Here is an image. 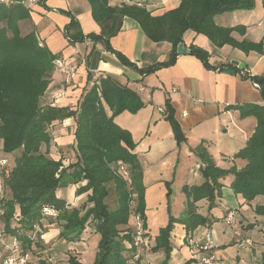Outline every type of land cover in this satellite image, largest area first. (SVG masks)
<instances>
[{"label": "trees", "instance_id": "16d2710c", "mask_svg": "<svg viewBox=\"0 0 264 264\" xmlns=\"http://www.w3.org/2000/svg\"><path fill=\"white\" fill-rule=\"evenodd\" d=\"M108 1L87 0L93 20L101 26L99 35L84 36L73 20L64 28L63 35L71 46L87 39H103L110 49L108 40L120 30L122 19H133L152 42L171 44L169 58L137 69L142 75L172 66L177 45L182 44L183 34L187 31L204 35L217 48L228 45L244 53L263 51L262 42L237 41L232 37L231 33L235 30L243 33V27H220L213 20L223 13L252 10L255 0H181L176 8L159 16L151 15L145 7L134 2L111 7ZM29 19V8L0 3V161L6 160L4 166L0 165L3 193L0 205L4 210L0 217V229L15 236L24 252H30L34 247L41 249L44 247L41 219L45 217L42 208L51 206L58 211L55 222L63 229L60 237H66V232L70 231L73 236L69 239L78 242L85 227L92 223L94 233L99 235L92 264H128L131 260L128 244L132 240L129 222L131 202L146 229L141 184L143 173L133 153L137 143L128 130L114 122V117L124 111L135 113L144 104L134 91L106 76L85 93L75 110L56 107L52 103L44 105L42 97L58 56L39 43L35 31L21 34L19 22ZM189 53L199 59L206 69L221 71L229 66H211L208 53L195 46L190 47ZM116 55L124 65L133 66L119 53ZM243 78L257 85L263 100L262 104L235 107L241 117L252 116L256 120L254 131L244 147L234 154V158L243 160L244 164L239 169L235 166L221 169L215 166L204 146L192 150L201 162L200 174L204 181L199 186H184L182 189L186 201L179 222L184 225L186 239L197 228L209 223L207 217L196 212L195 204L206 200L208 211L215 207L216 198L221 195L219 179L231 174L230 188L243 201L264 197V75L243 73ZM162 116L169 122L176 144L180 146L185 138L173 119L168 102ZM67 118H74L75 121L77 160L64 167L61 160L49 157L50 128ZM10 154L14 157L12 165L4 158ZM118 162L125 166L126 178L119 173ZM66 183L77 186L75 196L86 195L78 210L56 196L57 189ZM109 188L117 196L112 209L106 204ZM170 194L168 191L167 198ZM81 211L83 214H80ZM254 212L264 215V204L256 206ZM177 222L170 219L155 239L156 245L151 248L152 251L163 250L165 258L161 264H167L170 257L169 235ZM192 262L194 260L191 259L184 264ZM66 264L85 263L76 256H70Z\"/></svg>", "mask_w": 264, "mask_h": 264}, {"label": "crops", "instance_id": "0c3cea01", "mask_svg": "<svg viewBox=\"0 0 264 264\" xmlns=\"http://www.w3.org/2000/svg\"><path fill=\"white\" fill-rule=\"evenodd\" d=\"M180 1L109 0L108 4L120 7L123 3L134 2L145 7L151 15L159 16L176 8ZM29 13V20L19 22L21 34L35 31L39 43L63 58L65 65L74 71L72 82L67 85L60 72L54 70L42 97L44 105L52 103L56 107L75 110L85 93L106 76L134 91L143 102V108L137 112L124 111L114 117V122L128 130L137 143L133 153L143 173L141 184L145 230L150 241L139 264L163 262V250L152 251L151 248L156 245L155 239L170 219L178 222L173 224L169 235L172 250L167 264H184L191 260L193 251L188 245L184 225L179 220L185 211L183 187L199 186L204 181L200 174L201 162L192 150L202 145L205 137H215L217 129H223V133H229L230 137L240 135L243 139L242 144H230L227 148L226 153L234 155L244 147L254 131L256 120L252 116L241 117L235 107L263 103L259 90L250 80L243 78V73L264 75V0H255L252 10L227 12L213 19L215 25L220 27H243V33L235 30L231 33L232 37L237 41L262 42L261 53H244L228 45L217 48L204 35L187 31L183 34L182 45L188 54L176 53L172 66L146 75L137 69L166 61L171 53V44L152 42L133 19H122L120 30L108 40V49L103 39H87L71 46L63 35L64 28L71 20L78 23L84 36L101 33V26L93 20L87 0H37L29 7ZM191 46L205 50L211 66H229L221 71L206 69L199 59L189 53ZM116 53L125 57L133 66L121 63ZM231 60L243 63L244 69L231 66ZM226 69H234V75L226 74ZM140 87L143 91H140ZM166 102L185 138L180 146H177L171 126L160 111ZM107 113L110 114L108 110ZM74 131V118L54 123L51 127L49 157L61 160L64 167L77 160ZM208 154L221 169L230 166L239 169L244 164L241 159L234 161L223 157L230 162L224 166L225 163L218 160L215 152ZM4 158H7L9 165L13 164L14 157L11 154ZM232 179L231 174L219 179L222 184L221 195L216 198L212 210L208 211L206 200L195 204L196 212L207 217L209 223L197 228L191 237L203 238L207 230L211 231L216 264H264V215L254 212L256 206L264 204V197L243 201L231 190ZM63 186H66V190L56 191L59 199L67 195L64 201L71 207L85 202V194L75 196L76 185L66 183ZM168 191L171 192L169 198ZM228 210H235L237 214L231 227L223 221ZM88 228L91 233L94 232ZM42 234L41 237H45V232ZM77 244L80 242L74 243ZM95 252L96 249L94 255ZM74 255L81 261V253L76 252ZM195 259L191 264H200L197 256Z\"/></svg>", "mask_w": 264, "mask_h": 264}, {"label": "built area", "instance_id": "2783aa9c", "mask_svg": "<svg viewBox=\"0 0 264 264\" xmlns=\"http://www.w3.org/2000/svg\"><path fill=\"white\" fill-rule=\"evenodd\" d=\"M37 0H0L1 4H20L24 7L29 8L31 5L35 4ZM55 70L59 71L63 76V81L65 84L69 85L72 82L74 71L72 68H68L65 65L63 58H56L54 61ZM257 88V85L254 84ZM140 91H143V88L140 87ZM161 109V113H162ZM6 164V160L0 161V165L4 166ZM119 165V173L123 175V177H127L126 168L122 163L118 162ZM3 199V193L0 190V203ZM134 203H130V216L131 219V229H132V240L128 244V248L130 249L131 260L128 264H139L141 261L142 253L149 246L150 238L143 227V222L138 213L134 210ZM4 214V210L0 205V217ZM42 215L45 217H49L52 219H56L58 216V211L51 206H44L42 208ZM235 210H228L226 212L225 217L223 218L224 223L231 227L235 221L236 217ZM188 245L192 252V260H196L195 256H197V262L200 264H216L217 259L213 253L214 242L212 238V234L210 230H207L203 236V238H195L190 237L187 239ZM29 252H24L19 240L13 236L9 235V233H5L3 229H0V255L2 256L1 264H28L29 262Z\"/></svg>", "mask_w": 264, "mask_h": 264}, {"label": "rangeland", "instance_id": "374dc122", "mask_svg": "<svg viewBox=\"0 0 264 264\" xmlns=\"http://www.w3.org/2000/svg\"><path fill=\"white\" fill-rule=\"evenodd\" d=\"M242 142L243 139L240 135H237V137H230L229 133H223V129H217L215 137H205L202 141V146H204L208 152H211V154L215 152L218 160L222 163H225L223 164L224 166H228L230 162L224 160L223 157L232 158L234 161H236L237 159L234 158V155L226 153L227 148L230 144H242ZM212 159L214 164H217L216 160H214L213 157ZM231 167L233 166L228 167V169H230ZM65 187L66 186H61L58 189H65ZM1 188L2 186L0 187V190ZM116 197L117 196L112 188H109V195L106 199V204L110 209L115 207ZM64 198H67V195H65ZM64 198H62L61 200H64ZM82 204H78L73 208L78 210ZM80 214H83V211H81ZM129 222L131 223V219H129ZM14 225L15 224H13V226ZM41 225L42 232H45V237H42V245H44V247L41 249L38 247H34L33 250L29 252L28 264H66L68 258L70 256H75L74 253L76 252L82 254L81 261L83 263L92 264L95 257L94 250L97 248L99 240V235L94 232L91 233L88 228H92V223L88 224L85 227V230L81 233L79 237V245H74L75 242L69 239V237L73 236V233H71L70 231L66 232V237L59 236L60 232L63 229L59 227L57 222H55V219L43 217L41 219Z\"/></svg>", "mask_w": 264, "mask_h": 264}, {"label": "water", "instance_id": "95a60500", "mask_svg": "<svg viewBox=\"0 0 264 264\" xmlns=\"http://www.w3.org/2000/svg\"><path fill=\"white\" fill-rule=\"evenodd\" d=\"M176 53L178 55H186V54H188L187 51L184 50L183 45L181 43L177 45ZM230 65L234 66V67H237V68H240V69H244V67H245V65L243 63H239L236 60H231L230 61ZM224 72L226 74H230V75H234V73H235L234 69H226Z\"/></svg>", "mask_w": 264, "mask_h": 264}]
</instances>
